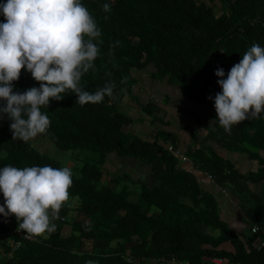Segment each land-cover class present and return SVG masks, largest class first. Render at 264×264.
<instances>
[{
  "label": "trees",
  "instance_id": "1",
  "mask_svg": "<svg viewBox=\"0 0 264 264\" xmlns=\"http://www.w3.org/2000/svg\"><path fill=\"white\" fill-rule=\"evenodd\" d=\"M3 3L6 0H0ZM81 3L96 20L103 41L94 69L81 84L94 92L111 80L116 99L105 97L102 103L81 106L76 95L66 91L61 100L50 99L48 107L41 108L50 127L27 143L12 138L6 115L0 119V168L50 165L69 167L73 173L69 200L59 213L64 220L53 221L56 231L47 238H19L7 226L18 223L16 218L2 215L0 264H210L215 257L223 258V264H264V159L255 172L241 174L229 158L207 153L213 149L205 144L186 147L184 155L167 127L164 108L152 97L140 100L133 92L137 72L150 67L151 79H165L193 101L191 114L207 130V141L224 152L259 158V151L264 152V112L234 125L231 135L211 122L216 119L214 98L221 91L216 69L222 68L226 78L253 43L264 47V0ZM105 3L111 5L107 13L102 9ZM0 22H5L2 14ZM117 40L110 58V44ZM13 85V91L23 92L40 83L22 68ZM128 97L134 110L123 103ZM45 141L62 151L79 150L78 164H63L43 148ZM80 153L87 158L81 159ZM112 155L149 166L153 183H132L129 173L109 182L106 165ZM182 155L240 200L248 228L237 230L220 219L217 198L180 167ZM262 183L257 194L250 193V184ZM3 203L0 193V206ZM17 241L20 247L8 255Z\"/></svg>",
  "mask_w": 264,
  "mask_h": 264
},
{
  "label": "clouds",
  "instance_id": "2",
  "mask_svg": "<svg viewBox=\"0 0 264 264\" xmlns=\"http://www.w3.org/2000/svg\"><path fill=\"white\" fill-rule=\"evenodd\" d=\"M102 9L107 13L111 5L105 3ZM0 14L5 18L0 23V101H4L0 119L6 115L11 121L13 139L27 143L45 134L51 122L41 108L48 107L50 99L61 100L66 91L74 93L81 106L102 103L105 97L115 101L113 81L94 92L81 84L82 77L94 69L103 43L101 29L81 0H6L0 4ZM119 43L110 44V58ZM22 68L40 83L39 88L13 91ZM214 75L221 91L214 98L216 119L211 124L218 122L231 135L234 125L264 112V47L253 43L226 78L222 68ZM72 175L69 167L50 165L0 168L4 198L0 215L14 216L18 229L29 236L47 238L56 231L53 221L60 219V210L69 200Z\"/></svg>",
  "mask_w": 264,
  "mask_h": 264
},
{
  "label": "crops",
  "instance_id": "3",
  "mask_svg": "<svg viewBox=\"0 0 264 264\" xmlns=\"http://www.w3.org/2000/svg\"><path fill=\"white\" fill-rule=\"evenodd\" d=\"M150 67H147L143 71L137 72V76H146L143 78L148 83V90L147 92L153 91L155 93V98L153 96H149V98H153L156 100L158 96V100L161 101L165 97L173 96V100H171L166 106L160 104L159 101H155L159 103V105L164 108L165 112L167 113V123L169 124V120H171V125H169V130L173 131L180 142V151L184 154L183 150L187 148H192L198 144H205L209 146L213 150H208V153L216 152L224 158H229V160L235 165L238 172L241 174L255 172L260 167L261 159H264V152L259 151V158H254L248 156L245 153H238V152H224L220 148H218L214 143L207 141V130L202 127V125H198L197 121L195 120L194 116L191 114L190 106L193 105V101L188 100L179 89L178 86H171L167 84V81H158L151 79L149 75ZM159 89H163L164 93H160ZM134 94H139L140 99H143V92L140 85L134 87ZM123 98V97H122ZM148 98V99H149ZM125 100V99H124ZM123 103L127 102L130 107V110H134V105L131 102L132 98L128 97ZM147 100V99H146ZM167 101V100H166ZM128 107V106H127ZM136 118L138 116L135 113ZM148 123H146V128L148 129ZM145 126V125H144ZM137 127V126H136ZM142 129V126L137 127ZM183 147V149H182ZM185 155V154H184ZM113 161V162H112ZM180 167H182L187 172H191L201 188L205 191L210 193H214L215 197L218 200L219 204V216L222 221H224L228 226H231L237 230L244 231L248 228L246 224V218L244 216L243 211L241 210L240 200L236 198L232 193H230L225 187H220L216 184L210 176L201 170H199L195 165H193L191 157L186 156L185 160L180 159ZM107 171L110 173L108 177V181L112 182L114 180V176L116 175H123L125 173H129L132 176L133 182L132 183H140L142 182H149L152 184L153 180L150 176L151 171L149 166L143 165L140 161L135 159H129L125 157H118L116 155H112L110 162L106 165ZM128 170V171H127ZM106 174V172H105ZM106 177V176H104ZM262 184H250L249 189L251 194H257L261 188ZM215 234L218 231H214ZM1 235V234H0ZM226 247L230 248L227 245ZM163 264H174L165 262Z\"/></svg>",
  "mask_w": 264,
  "mask_h": 264
},
{
  "label": "rangeland",
  "instance_id": "4",
  "mask_svg": "<svg viewBox=\"0 0 264 264\" xmlns=\"http://www.w3.org/2000/svg\"><path fill=\"white\" fill-rule=\"evenodd\" d=\"M0 23H2V22H0ZM145 77L144 76H137V78H138L139 81L136 84V85H140L141 86L144 100L148 99L149 96H153V97L155 96V93L153 91L147 92V90H148L149 87H148L147 81L143 79ZM158 81H166V80L164 79V80H158ZM159 92L160 93H164L163 92V89H159ZM157 98H158V96L156 97V100L155 101H159ZM171 100H173V96L165 97L163 100H161L159 102H160V104H163V106H166ZM119 105L122 107L123 104H119ZM142 117H144V120L143 121H144V123H146L148 121L147 117L144 114L142 115ZM171 120H173V119H170L169 120V124H168L167 127H169V125H171ZM43 144H44V147L42 145H41V147H43L45 150H47L48 152H50L51 155H54L55 157L59 158L63 162V164H65L67 166H74V165L78 164L76 160H77V157H78L77 156V153L79 152V150H77V151L76 150L75 151H62V150H59L55 145L50 144V143H48L46 141L43 142ZM207 153H208V151H207ZM79 157L81 159L82 158H87V154L86 153H80V156ZM179 160H180V158H179ZM129 185H131V187L133 186V184H131V183ZM133 197H134V194H133L132 191H130V199H132ZM63 229L66 230V228H63ZM64 230H63V233L66 234V232H64Z\"/></svg>",
  "mask_w": 264,
  "mask_h": 264
},
{
  "label": "built area",
  "instance_id": "5",
  "mask_svg": "<svg viewBox=\"0 0 264 264\" xmlns=\"http://www.w3.org/2000/svg\"><path fill=\"white\" fill-rule=\"evenodd\" d=\"M169 148L172 149L171 146ZM182 158L185 159V157L183 155H182ZM60 219L63 221L64 217L61 216ZM1 221H2V215H0V222ZM7 226L9 227L11 232H13L16 236H18L21 239H25V240H33L34 239V237L25 234L22 230H19L18 229V223H14V224L7 223ZM251 230H252V232H256L258 230V228L256 226H253ZM19 247H20L19 241L13 243L12 250L8 253V255H11L12 251L18 249ZM210 262H211V264H223V259L211 258Z\"/></svg>",
  "mask_w": 264,
  "mask_h": 264
}]
</instances>
